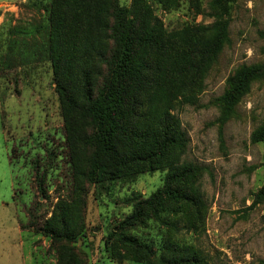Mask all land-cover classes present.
<instances>
[{"label": "rangeland", "instance_id": "1", "mask_svg": "<svg viewBox=\"0 0 264 264\" xmlns=\"http://www.w3.org/2000/svg\"><path fill=\"white\" fill-rule=\"evenodd\" d=\"M118 1L130 6L133 0ZM147 1L168 32L228 20L229 43L208 71L197 103H179L173 111L188 137L181 162L202 168L198 186L206 207L199 230L152 226L127 233L158 244L171 239L201 253L209 264H262L264 199L257 194L264 185V142H253L252 134L264 128V78L252 84L222 131L219 99L242 67L264 65V0H175L171 9ZM47 7V0H0V201L10 203L21 220L25 214L26 252L35 244L31 264H58L59 253L67 249L80 264H137L123 247L110 258L106 242L132 212L128 199L137 193L149 197L163 185L167 170L105 187L78 177L50 64L3 65L10 29H39L43 33L27 42L43 41ZM41 180L45 195L37 188ZM61 202L72 207L67 217L74 243L55 240L43 229ZM10 230L6 237L16 238Z\"/></svg>", "mask_w": 264, "mask_h": 264}, {"label": "trees", "instance_id": "2", "mask_svg": "<svg viewBox=\"0 0 264 264\" xmlns=\"http://www.w3.org/2000/svg\"><path fill=\"white\" fill-rule=\"evenodd\" d=\"M47 1L43 41L27 42L43 33L39 29H10L3 65L50 64L75 174L105 187L167 170L163 185L149 197L137 193L128 199L132 212L109 235L105 251L114 260L123 247L128 261L137 264H209L189 246L165 238L159 244L143 241L127 230H199L206 207L198 186L202 168L181 162L188 137L173 111L179 103H197L208 71L229 43V21L168 32L147 0H133L130 6L118 0ZM158 2L166 9L175 4ZM263 78L264 65L257 64L228 79L219 99L221 131L252 84ZM252 141L264 142V128L252 134ZM37 188L45 195L43 180ZM257 198L264 199V185ZM71 211L58 203L44 231L74 243ZM57 262L80 264L69 249Z\"/></svg>", "mask_w": 264, "mask_h": 264}, {"label": "crops", "instance_id": "3", "mask_svg": "<svg viewBox=\"0 0 264 264\" xmlns=\"http://www.w3.org/2000/svg\"><path fill=\"white\" fill-rule=\"evenodd\" d=\"M19 214L14 212L10 203L0 201V229L3 234H0V264H31L35 252V244L32 243V252L25 250V238L23 237L26 230L23 229ZM11 229V230H10ZM16 233V238H7L8 232ZM28 232V231H27ZM29 241V239H27ZM16 252V254H13Z\"/></svg>", "mask_w": 264, "mask_h": 264}]
</instances>
